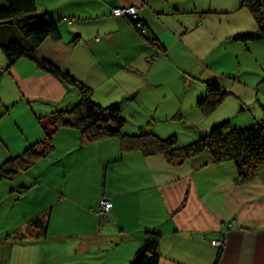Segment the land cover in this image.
Listing matches in <instances>:
<instances>
[{
  "label": "crops",
  "instance_id": "1",
  "mask_svg": "<svg viewBox=\"0 0 264 264\" xmlns=\"http://www.w3.org/2000/svg\"><path fill=\"white\" fill-rule=\"evenodd\" d=\"M244 3L35 0L38 18L52 21L61 35L58 41L43 42L38 56L86 84L96 103L120 104L127 132L176 136L185 146L227 119L234 126L249 125V98L254 96L252 117H264V95L256 85L249 97L255 79L243 80L253 69L264 84V41L237 39L258 29ZM125 6L138 7L147 35L129 19L112 16L114 8ZM24 37L21 29L0 28V126L8 119L17 126L12 134L0 128V165L44 140L45 120L40 117L80 98L76 87H66L29 58L8 66L2 45ZM153 55L158 58L150 64ZM210 85L228 93L221 104L228 106L222 114L220 105L205 116L198 102ZM230 105L247 113L239 117L228 110ZM53 138L55 157L45 167L40 168L43 158L31 169H56L50 181L59 183L60 195L54 202L50 195L41 200L39 188L52 186L44 176L26 175L23 188L32 185L28 195L37 197L33 218L44 224L34 232L23 224L18 235L0 230V263L30 264L31 249H40L54 233L76 240L81 254L94 250L102 264L111 252L115 264H130L147 234L155 232L161 235L159 264H264V165L241 183L233 162L216 163L209 152L179 164L161 155L124 153L115 137L86 142L73 126L58 129ZM14 188H8L7 199L0 192V206L15 201ZM103 199L113 204L107 224L95 214ZM20 235H25L22 241L14 240Z\"/></svg>",
  "mask_w": 264,
  "mask_h": 264
},
{
  "label": "trees",
  "instance_id": "2",
  "mask_svg": "<svg viewBox=\"0 0 264 264\" xmlns=\"http://www.w3.org/2000/svg\"><path fill=\"white\" fill-rule=\"evenodd\" d=\"M244 5L255 17L258 29L237 39L264 41V0H245ZM36 13L35 0H0V28L9 29L19 25L25 32L23 40L13 39L12 42L2 45L8 66L11 67L20 58H29L66 87H76L80 98L70 107L57 109L50 115L40 117L45 120L44 140L29 145L23 153L5 160L0 165V183L14 180L23 173L29 174V170L37 161L52 155L53 136L56 131H52L51 124L57 130L71 126L77 128L86 142L115 137L120 139L124 153L140 151L146 157L161 155L179 164L209 152L216 163L233 162L241 183L253 179L259 168L264 165V117L255 119L252 124L243 127L234 126L227 120L185 146L179 144L176 136L162 139L151 131L139 134L127 132V120L122 115L120 104L102 106L96 103L92 90L86 84L50 61L40 59L38 49L41 44L49 38L58 41L61 35L52 21L47 19L41 22L45 17L41 18L39 15V19ZM9 21L13 24L6 23ZM134 25L136 26L135 22ZM226 96L228 93L225 90L210 85L207 95L198 102V109L205 116H209L218 109ZM31 187L32 185L25 186V189ZM160 239L159 233H148L143 246L130 264H159Z\"/></svg>",
  "mask_w": 264,
  "mask_h": 264
},
{
  "label": "rangeland",
  "instance_id": "3",
  "mask_svg": "<svg viewBox=\"0 0 264 264\" xmlns=\"http://www.w3.org/2000/svg\"><path fill=\"white\" fill-rule=\"evenodd\" d=\"M130 7L137 8L135 15L138 14V17H133L134 16L133 14L131 16H129L125 13V11L122 12L121 16H119L118 9L124 10V9L130 8ZM112 16L116 17V18H127V19H129V21L133 24L135 29L141 35L144 36V35L148 34V30L145 28V26L143 25V23L140 20L138 7H136V6H125V7L114 8L112 11ZM22 22H24V20ZM134 22L136 23V26L134 25ZM12 27L13 28H11V29L15 32H18L20 30L19 25H14ZM238 56H239V58L243 59V55L241 53L238 54ZM157 58H158V55H153L151 58L148 59V62L151 64ZM249 65H250L249 68H252L253 64H249ZM252 70L253 69L249 70V78H248V76H245V75H244L245 77H243L244 81H249V82L252 78L255 79V83L253 85H249V97L251 96V89L250 88H251V86L253 88L254 85H256L260 89L261 94L264 95V84L260 80L258 81V79L255 75L256 73ZM255 98H256L255 96L252 99L249 98V104H250L249 116L251 117L249 125L253 123L254 119H256V120L263 119V118L258 119V118L252 117L253 116L252 112L254 111L253 109L256 108ZM227 106L228 105L224 104V106H222L221 109L218 111V114H222V110ZM228 110L232 111V112L234 111L236 113H239V115H240L239 117H242V115L247 113L244 111L239 112L241 110V107L238 108L236 111L235 107L233 105H230V107H228ZM227 120H229V119H227ZM0 128L5 130V131H8L9 134H12V133H14L13 130L15 128H17V126L15 123H12L8 119L6 121L5 120L2 121ZM51 129L53 132L57 131V129L54 128L53 124H51ZM53 157H55V155L51 156L50 158H45L43 160L40 159V160H42V162L40 164V168L45 167V165H46L45 163H49V161H52ZM62 160H65V158H63ZM39 161H37V163ZM40 168L30 169L29 170L30 173L28 172L29 175L31 173H34V175L37 177H40V176L43 177L44 176V183L52 186V188L47 187L46 191H42L41 188H39V190L36 192V195H37V197L40 196L39 198L41 200H43V198L45 196L48 197L50 195V196H52V201H53L56 196L60 195V192L62 190V188L57 185L59 183L52 184L50 181V178H52L53 176H55L57 174L56 169H52L53 167H51L50 169H40ZM26 175H28V174L23 173V174H20L18 177H16L14 180H5V181L0 183V192L3 196V198H5V199H7L10 195L8 188L15 187L14 188V196L12 197V199H14V197H15V201L10 200V202L6 206H4L3 204H1V206H0V230H8L10 232L13 231L14 234L18 235L23 230V229H21L22 227H20L23 224H27V226H28L27 229L29 232H34L33 230L41 229V228H37L34 224V220L39 218V217L33 218V216H34L33 210L38 207L37 205L32 206L34 204L33 199L35 200L37 197L34 195L29 196L28 192H27L28 190H25L23 188V186L27 183V181H24V180H26ZM19 185H21V187ZM10 204L12 206H9ZM27 211L30 212L29 216H26ZM110 217H111V213H110L108 218L103 219V220H101V219H98V220L103 221L105 224H107L108 223L107 221L109 220ZM55 224H56V222L53 224V226ZM232 225L235 226L236 221H232ZM63 227L70 228L69 223H65L63 225ZM72 229H74V228L72 227ZM17 230H18V232H15ZM67 230H70V232H72L71 229H67ZM51 232L53 233V227H52ZM24 236L25 235H23V237ZM23 237L21 238V235H20L19 239L17 237H14V240L22 241L24 239ZM11 238H13V235L11 236ZM75 243H76V240H74L71 237L59 238L53 233V234H50L47 236V238L41 244L40 249L37 248V249H34V251L31 249V253H30V251H24V253L25 254L30 253V257H31V263L30 264H102V261L98 260L99 256L94 254L95 253L94 250L92 253L90 251V253H87L86 255L81 254L80 252H77L75 250V247H76ZM93 248H96V247H93ZM102 255H106V254L103 253ZM107 258L108 259H107L106 264H115L114 263L115 253L111 252V254L109 256H107ZM0 264H12V263L5 262V263H0Z\"/></svg>",
  "mask_w": 264,
  "mask_h": 264
},
{
  "label": "built area",
  "instance_id": "4",
  "mask_svg": "<svg viewBox=\"0 0 264 264\" xmlns=\"http://www.w3.org/2000/svg\"><path fill=\"white\" fill-rule=\"evenodd\" d=\"M136 10H137V8H135V7L134 8H132V7L126 8L124 10L118 9V14H119V16H121L122 12L125 11V13L129 16H131L133 14L134 15L133 17H138V14L135 15ZM112 208H113L112 202L108 199H103L100 203V208H99L98 212L96 213V216L101 220L106 219L109 217L110 213L112 212ZM222 244H223L222 241H218L216 243V245L219 247L222 246Z\"/></svg>",
  "mask_w": 264,
  "mask_h": 264
},
{
  "label": "water",
  "instance_id": "5",
  "mask_svg": "<svg viewBox=\"0 0 264 264\" xmlns=\"http://www.w3.org/2000/svg\"><path fill=\"white\" fill-rule=\"evenodd\" d=\"M6 23H8V24H13L12 21H9V22H6ZM0 24H1V23H0ZM2 24H3V23H2ZM34 224H35V226H36L37 228H40L44 223H43V221H42L40 218H37V219L34 220Z\"/></svg>",
  "mask_w": 264,
  "mask_h": 264
}]
</instances>
